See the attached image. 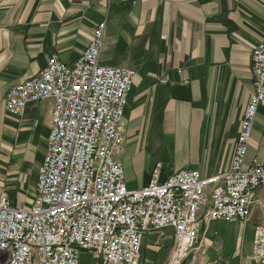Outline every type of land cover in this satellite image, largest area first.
<instances>
[{"label": "crops", "instance_id": "0c3cea01", "mask_svg": "<svg viewBox=\"0 0 264 264\" xmlns=\"http://www.w3.org/2000/svg\"><path fill=\"white\" fill-rule=\"evenodd\" d=\"M101 21L99 64L134 71L125 139L114 155L126 187L146 185L157 162L161 179L229 167L254 91L251 53L264 40V0H0V192L7 190L12 206L34 199L52 102L28 103L13 115L4 108L6 93L52 55L76 61ZM253 158L264 164V107L256 111L245 164ZM262 218L256 206L246 221L205 222L197 248L180 264H256L252 241ZM171 249L168 232L147 234L140 264H167Z\"/></svg>", "mask_w": 264, "mask_h": 264}, {"label": "built area", "instance_id": "2783aa9c", "mask_svg": "<svg viewBox=\"0 0 264 264\" xmlns=\"http://www.w3.org/2000/svg\"><path fill=\"white\" fill-rule=\"evenodd\" d=\"M105 22H99L71 64L55 55L33 77L12 85L4 108L52 102L49 135L27 207L0 193V264H81L86 252L100 264H140L152 232L172 240L167 264H180L199 242L207 221H246L262 206L252 257L264 264V164H245L256 111L264 107V40L251 53L254 91L240 122L229 167L202 176L179 170L161 179V163L139 189H129L114 155L125 139L124 106L134 71L99 64ZM261 189L263 198L257 197Z\"/></svg>", "mask_w": 264, "mask_h": 264}, {"label": "rangeland", "instance_id": "374dc122", "mask_svg": "<svg viewBox=\"0 0 264 264\" xmlns=\"http://www.w3.org/2000/svg\"><path fill=\"white\" fill-rule=\"evenodd\" d=\"M105 22V21H104ZM105 28H106V24H105ZM104 32H105V29H104ZM104 37V35H103ZM103 40V38H102ZM102 44V42H101ZM49 135V134H48ZM48 138V137H47ZM165 162V161H164ZM157 163H160V162H157ZM156 164V163H155ZM1 193V192H0ZM94 256V255H93ZM165 258V254L162 253L159 255L158 259L159 260H163ZM80 262L81 264H100L99 260L95 257H91V255H89L88 253L84 252L82 255H81V258H80Z\"/></svg>", "mask_w": 264, "mask_h": 264}]
</instances>
